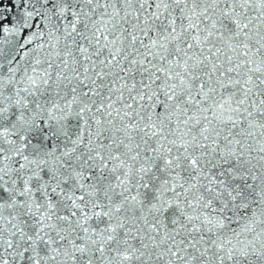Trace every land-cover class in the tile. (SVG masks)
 Returning a JSON list of instances; mask_svg holds the SVG:
<instances>
[{"label":"snow or ice","instance_id":"6c2138e0","mask_svg":"<svg viewBox=\"0 0 264 264\" xmlns=\"http://www.w3.org/2000/svg\"><path fill=\"white\" fill-rule=\"evenodd\" d=\"M0 264H264V0H0Z\"/></svg>","mask_w":264,"mask_h":264}]
</instances>
